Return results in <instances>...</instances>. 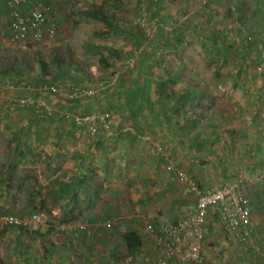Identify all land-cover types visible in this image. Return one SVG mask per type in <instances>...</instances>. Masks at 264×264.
Wrapping results in <instances>:
<instances>
[{
	"label": "crops",
	"instance_id": "1",
	"mask_svg": "<svg viewBox=\"0 0 264 264\" xmlns=\"http://www.w3.org/2000/svg\"><path fill=\"white\" fill-rule=\"evenodd\" d=\"M70 1L81 8L102 2ZM46 3L60 5L61 0ZM230 6L237 8L238 20L255 34L264 33L259 31L264 22V0H206L202 6L199 0L153 3L154 13L161 20L188 15L164 39L172 43L170 53L180 52L185 41L191 42L189 49L195 48L199 39L200 45L204 44L200 47L208 49V39L204 38L208 34L213 35L212 44L217 46L221 32L211 31L210 25L228 19ZM2 15L7 16V11L0 0V24ZM121 28L123 35L130 30ZM154 44L131 73L118 78L116 89L114 85L110 87L131 103L122 112V119L120 114L113 113L117 111L112 109L111 95L115 92H110L104 103L102 96L79 101L48 96L46 101L54 110L46 116L38 115L31 107L9 111L7 100L16 93L3 88L2 80L10 79L0 77V213L25 215L41 210L51 213L54 221L41 224L37 231L10 227L0 232V264H157L163 259V252L156 247L147 226L176 221L201 192L232 180L222 175L218 160L196 151L197 138L183 144L169 139L164 129L145 128L149 118L165 114L169 119L167 112L171 108L177 111L174 115L183 114L185 120L180 130L188 128L191 122L196 125V119L189 120L193 115L185 110L186 103L203 94L198 84H187L173 100L159 98L163 94L156 86L167 84L169 77L162 73V66L147 62L152 51L163 50ZM66 71L58 67L52 74L38 76L29 83H54L76 74L71 69ZM105 109L111 113L114 124L96 136L86 131L85 123L77 125L65 116L100 113ZM146 135L152 139L143 138ZM158 150L183 171L185 180L178 179L174 170H167ZM253 169L249 175H242L246 177L243 187L250 200V223L255 232L251 242L264 252V159H255ZM78 223H87L91 233L80 231L75 226ZM129 231L140 239L133 251H129L125 240ZM252 245L247 241H226L214 217L208 215L202 245L208 264H260L262 257ZM174 260L164 259L167 264Z\"/></svg>",
	"mask_w": 264,
	"mask_h": 264
},
{
	"label": "rangeland",
	"instance_id": "2",
	"mask_svg": "<svg viewBox=\"0 0 264 264\" xmlns=\"http://www.w3.org/2000/svg\"><path fill=\"white\" fill-rule=\"evenodd\" d=\"M123 3L129 4L123 6ZM49 6L58 23L57 33L53 39L39 43L8 42L5 35L8 14L2 15L0 55L8 51L10 56L24 54L30 58L32 70L23 71L20 75L25 82H33L38 76L52 74L59 67L67 69V73L70 69L74 71L76 74H72L69 81L91 90L92 99L102 96L104 103L105 97L115 92L117 98L112 100V109L118 112L114 110L113 113L120 114L122 119V112L129 109L131 103L125 102L123 95L118 96V92L111 91L110 87L114 85L116 89L118 78L131 73L133 67L146 56V49L149 46L152 49L155 45L144 42L142 33L135 25V0H102L100 5L92 3L85 8L79 7L76 2L61 0L60 5ZM122 26L130 29L125 35ZM210 29L221 32L217 46L212 44V34L204 37L208 39V49L200 47L204 45H200V39L198 45L190 49L191 42L183 41L184 48L177 53H170L172 43L169 40L156 41L163 50L160 53L152 51L147 58L149 65L162 66V73L169 77L166 79L167 84L156 86L163 94L159 98L170 97L173 100L174 95L180 93L187 84H198V88H201L202 96L186 103L188 106L185 108L192 112L193 116L189 120L196 119V125L191 122L188 128L180 130L185 120L183 114L176 116L173 113L177 111L171 108L167 112L169 119L165 118V114L164 117L149 118L145 128L153 126L164 129L168 131L166 135L169 139L171 137V140L183 144L184 141L190 143L193 138H197L199 146L196 151L206 158L212 156L218 160L220 164L217 166L222 168V175L232 179L249 175L254 170L255 159H264V73L258 69L259 48L264 33L255 34L251 27L238 20V13L234 18L228 14V19L222 23H212ZM260 30H264L263 20ZM141 45L145 51L139 53ZM38 57L48 64L45 74L37 68ZM59 57L62 63L57 67L53 59ZM128 60H132L133 64L126 67ZM5 77L19 78L16 74ZM177 131L179 134H176ZM148 136L150 141L152 137ZM209 139L211 141H207ZM217 142L219 144L214 145ZM211 148L213 150H209ZM38 211L43 214L41 223L53 224L51 213Z\"/></svg>",
	"mask_w": 264,
	"mask_h": 264
},
{
	"label": "built area",
	"instance_id": "3",
	"mask_svg": "<svg viewBox=\"0 0 264 264\" xmlns=\"http://www.w3.org/2000/svg\"><path fill=\"white\" fill-rule=\"evenodd\" d=\"M154 2L155 0H135V25L142 33L144 42L150 44L164 41L172 31L185 22L188 16L183 14L171 21L161 20V17L154 13ZM3 3L8 14L5 34L8 42L39 43L51 40L56 36L58 23L51 7L45 1L3 0ZM205 3L206 0H199V6ZM230 8V13L234 18L236 9L234 6H230ZM141 50L145 51L143 45L140 46L138 52L140 53ZM148 50L147 48L146 51ZM259 50L260 67L258 69L264 73V39ZM132 64L133 61L128 60L126 67ZM2 81L3 88L16 93L7 100L9 111L31 107L35 108L36 113L40 116L49 115L54 110L52 105L46 101L48 96L79 101L90 98L92 95L91 90L69 80L39 84L19 83L8 79ZM113 94L111 95L112 100L117 98V95ZM65 116L72 119L77 125L85 123L86 131L92 136L99 135L114 124L108 109L100 113L73 116L72 113H66ZM143 138L149 139L148 136ZM161 157L167 170H174L180 180L186 179L183 171L173 163L170 157L163 153ZM244 179L245 177L240 175L230 181H224L218 187L201 192L192 206L183 211L174 222L148 225L147 231L153 236L156 247L163 252V259L157 264H167L164 259L172 258L175 260L169 264H208L203 254L202 245L209 214L214 217L216 225L220 228L226 241L233 244L247 241L249 245H252V234L255 232L250 223V200L243 187ZM42 218L43 214L40 211L25 215L0 213V232L10 227L37 231L38 227L43 224V222L41 223ZM109 225L106 223V226ZM75 226L86 234L91 233L87 223H78ZM251 247L260 253L262 257L260 264H264V252L258 250L254 245Z\"/></svg>",
	"mask_w": 264,
	"mask_h": 264
},
{
	"label": "trees",
	"instance_id": "4",
	"mask_svg": "<svg viewBox=\"0 0 264 264\" xmlns=\"http://www.w3.org/2000/svg\"><path fill=\"white\" fill-rule=\"evenodd\" d=\"M6 51L5 54L0 55V77H5L7 75L16 74L19 78H9L11 81L16 79V82L25 83V80L21 78L20 75L23 74V71H31L32 65L30 63V58L22 54L21 56L8 54ZM55 66L61 65L62 58H54ZM37 68L40 73L45 74L47 72L48 64L46 61L40 57L36 60ZM15 81V80H14ZM125 240L129 251H133L138 248L140 244L139 237L133 232L129 231L125 235Z\"/></svg>",
	"mask_w": 264,
	"mask_h": 264
}]
</instances>
